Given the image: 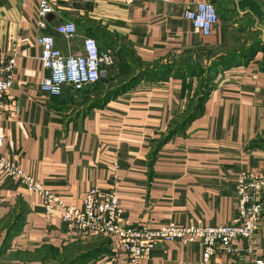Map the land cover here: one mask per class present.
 <instances>
[{"label":"crops","instance_id":"1","mask_svg":"<svg viewBox=\"0 0 264 264\" xmlns=\"http://www.w3.org/2000/svg\"><path fill=\"white\" fill-rule=\"evenodd\" d=\"M39 1L0 0V59L15 61L2 111L1 153L67 205L79 207L93 185L102 192L115 190L123 225L231 222L238 173L264 172V47L249 61L215 74L197 117L185 125L181 122L197 90L191 74L158 75L117 95L107 93L129 69L133 73L117 86L136 68L154 72L163 64H180L189 54L225 53L256 29L255 41L264 46V0H215L219 19L209 36L182 15L205 0H47L51 11L44 28L36 23ZM225 1L232 3L230 12ZM65 21L77 27L69 38L56 31ZM40 33L53 35L64 55L81 53L83 38L92 36L115 62L103 70L98 87L76 91L65 85L60 95H49L39 89L47 75L35 41ZM113 42L126 44L137 66L125 69L124 51ZM262 202L256 232L251 241H239L238 254L217 251L205 263L196 243L158 241L139 264L264 260V192ZM114 246L110 236H82L57 213L46 216L37 194L0 173V248L6 252L48 247L63 256L95 253L81 264H130Z\"/></svg>","mask_w":264,"mask_h":264},{"label":"built area","instance_id":"2","mask_svg":"<svg viewBox=\"0 0 264 264\" xmlns=\"http://www.w3.org/2000/svg\"><path fill=\"white\" fill-rule=\"evenodd\" d=\"M133 0H126L130 4ZM51 8L47 0H40L36 12V23L44 28ZM187 20L202 36H209L218 22L217 9L210 0L200 1L195 7L183 10ZM56 31L69 38L77 33L73 21H65ZM40 47L41 68L47 71L39 82V89L49 95H60L65 85L80 90L99 80L103 70L113 65L115 57L110 50L101 49L95 38H83L82 52L64 55L56 46L53 35L40 33L36 37ZM14 57L0 59V148L3 144L1 129L5 98L13 83ZM0 173H5L41 200L46 216L57 213L70 231L82 236L107 235L115 244V251L123 254L130 264H139L158 241L196 243L202 249V259L207 263L220 251L226 255L239 252V241H251L263 212L264 172L241 170L236 178V216L227 224L198 226L168 222L157 227L146 224L123 225V208L115 190L102 192L91 186L79 207L67 205L60 194L48 189L31 174L7 159L0 150ZM256 264H264L257 259Z\"/></svg>","mask_w":264,"mask_h":264},{"label":"trees","instance_id":"3","mask_svg":"<svg viewBox=\"0 0 264 264\" xmlns=\"http://www.w3.org/2000/svg\"><path fill=\"white\" fill-rule=\"evenodd\" d=\"M214 1L215 0H211V2H214ZM217 13H218V11H217ZM259 42L260 41L256 40V41L250 43L249 45L245 46L241 50L234 49L233 51H231V52L229 51L227 53L218 54L217 50L212 51L213 54H215V55L218 54V55L216 57V60L212 64H210V66L208 67V69L210 70L209 73H211V74L207 77V80L204 81V85L200 89V91L198 89L195 91L197 97L195 99H193L194 101L192 102V105L188 109V112L185 115V117L183 118V120L181 122V123H183V125H185L186 123L190 122L191 120H193L194 118L197 117L199 110L201 108L202 100H203V98H205V96L207 94V90H209V88L211 87V81L214 78L215 74H217L221 71H224L233 65H237V64L249 61L251 56L253 55L254 51L258 50L260 47H264ZM176 66H174L172 64H163L160 66L159 69L155 70L154 72H147L146 70H138L136 68V69H134V71H136V72L131 77H129L127 80H125L122 84H119L118 86L116 85V87L113 86L111 88V90L108 91L109 93H107L108 94L107 96L117 95L118 93L128 89L131 85H133L137 81H139L141 79H145V78H154L158 75H165V74H170V73L177 75V76H182L183 74H191L193 76H201L204 73V70H202V72H199L196 69V67H192L187 63H184V64L180 63ZM107 69L108 68H106V70ZM101 79H102V77H100L98 81H96L90 85H97V87H98L101 84L100 83L102 81ZM76 91H78V90H76ZM173 132H174V130L171 129L169 134H172ZM20 215L21 214L18 212L17 215L14 217V223H15L14 226H16V223L18 222ZM9 232H10V228H9ZM48 250L57 251L54 248L44 247V248H41L39 250H35L33 252H26V253L21 252V253H23L25 255L26 254L27 255L32 254V253L38 254V253H43L46 251L48 252ZM0 251H5V249L0 248ZM90 254L94 255L95 253H88V254H81L78 256H74L73 258H71L69 264L84 262V260Z\"/></svg>","mask_w":264,"mask_h":264},{"label":"rangeland","instance_id":"4","mask_svg":"<svg viewBox=\"0 0 264 264\" xmlns=\"http://www.w3.org/2000/svg\"><path fill=\"white\" fill-rule=\"evenodd\" d=\"M236 2L238 3L239 0H236ZM225 4L228 5V6L224 5L225 11L230 12L231 11L230 9L233 8L232 3L225 1ZM253 31L254 33L258 34L260 29H256ZM263 32H264V26H263ZM254 33L252 34L251 32H249L245 36H240V39H238V42L233 46V49H227L224 52L225 53L229 51L231 52L234 49L241 50L242 48L245 47V43L248 44V43L254 42L255 41ZM242 38H245V39L242 41ZM112 45L114 48H116V50L124 51V52H121L122 53L121 58L123 60L125 59L124 60L125 69L131 68L133 66H137L138 63L136 62V60L135 62L133 61L134 59L131 57V51L130 50L127 51L126 48L128 47L126 46V44L122 42H119V43L113 42ZM216 57L217 55L213 54L212 51H202L200 54H196V53L189 54L179 59V63H183V64L187 63L192 67H196V69L199 72H202V70H204V73L201 76H195L197 78L196 89H198L199 91L203 87L204 81H206L207 77L211 74L209 73L210 70L208 69V67L210 66V64H212L216 60ZM131 73L133 72L131 69H129V71H126L124 75L121 76L120 80H122L123 78H126ZM119 81L112 83V85L115 86L117 83H119ZM196 97L197 96L195 93L191 98L195 99ZM191 105H192V101H191V104L189 103L188 109L190 108ZM71 257H73L71 251L66 252L65 256L61 255L59 251L57 252L54 250H48V252L46 251V252L38 253V254L32 253L28 255L27 254L25 255L21 252L0 251V264H69ZM81 263L78 262L75 264H81Z\"/></svg>","mask_w":264,"mask_h":264}]
</instances>
